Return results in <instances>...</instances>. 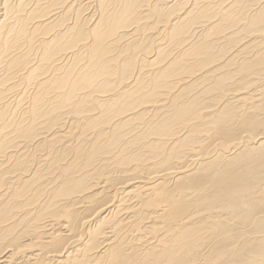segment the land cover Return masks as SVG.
Masks as SVG:
<instances>
[{"label": "bare ground", "instance_id": "bare-ground-1", "mask_svg": "<svg viewBox=\"0 0 264 264\" xmlns=\"http://www.w3.org/2000/svg\"><path fill=\"white\" fill-rule=\"evenodd\" d=\"M0 264H264V0H0Z\"/></svg>", "mask_w": 264, "mask_h": 264}]
</instances>
